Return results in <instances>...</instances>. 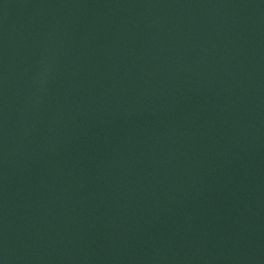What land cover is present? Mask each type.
Here are the masks:
<instances>
[{"label":"water","instance_id":"1","mask_svg":"<svg viewBox=\"0 0 264 264\" xmlns=\"http://www.w3.org/2000/svg\"><path fill=\"white\" fill-rule=\"evenodd\" d=\"M0 264H264V0H0Z\"/></svg>","mask_w":264,"mask_h":264}]
</instances>
